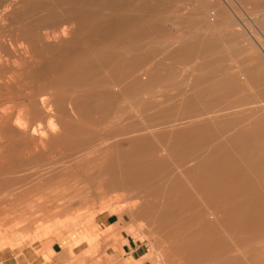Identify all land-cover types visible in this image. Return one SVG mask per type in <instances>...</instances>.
Segmentation results:
<instances>
[{
    "label": "rangeland",
    "instance_id": "1",
    "mask_svg": "<svg viewBox=\"0 0 264 264\" xmlns=\"http://www.w3.org/2000/svg\"><path fill=\"white\" fill-rule=\"evenodd\" d=\"M73 1L76 0H53V2L51 0H0V4L6 2V4L0 5V28L2 27V29H0V55L3 54L0 60L4 63H0V109H3V111L0 110V138H2L0 139V257L10 256L11 261L14 259L12 255L20 257V254L25 252L26 249H35L34 255L30 257V262L35 260L37 264H40L39 262L44 260V264H54L58 262L61 254L59 255L51 251L52 246L56 241H60L64 249L78 248V251H63L62 256L64 257L62 258L65 260L63 264H187L182 256L172 252L176 248V242L158 231L151 220L152 217L148 218V215H144L145 213L138 212V203H145L147 206L161 204L164 201L162 197L146 196L143 193L141 200L140 198H135V196L141 195L137 190H125L122 185L107 186V184L110 183V179L105 167L110 154L109 152L101 153L100 151L102 150H96L94 147L100 145L101 139L98 138H112L122 133L123 129L131 124H143L144 126L150 123L148 121L159 117V115L170 113L183 114L188 110L186 103L190 100L189 96L191 93L197 95V92L205 88L207 84L209 85L216 81V79L209 81V77L216 78L217 76L222 77V75L223 79H235L236 77L243 83L245 81V76L242 77L241 74L254 71L256 76H261L262 79L259 83L255 84L253 80L244 84V92L241 96H238L239 98H230V101L235 99L238 101V104H236L238 106L232 109L237 113L235 115L231 114L226 119L234 120L233 117L246 119L249 115L257 113L259 119L264 120V0H93L88 7H82V12L84 13H82V15H78L79 7H77V3L75 2L73 5ZM110 2H112L111 5L109 4ZM147 2H149V6L144 7ZM106 6L107 10H105ZM126 6L129 8H126ZM217 6L223 10L222 14L224 18L222 23H217L215 20L210 21V19L206 21L201 16V13L205 12V10L207 12L208 9L213 10L217 8ZM43 7H46V9L43 10ZM98 7H100V10ZM138 7L141 8V11ZM15 8L20 10V12L18 10L16 11L19 12L18 14L15 12ZM21 8H25V11ZM154 8L158 10H153ZM40 9L42 12L45 10L47 12L45 11L46 13H42ZM5 11L8 13L7 16H5ZM112 13L116 14L113 15ZM132 13H134L133 17L135 18H137L138 15L140 17V14H144L143 16H145V18L141 16V20L146 25L159 27V31H161L160 35L145 39L143 42L137 43L139 45L126 44V42L121 41L119 44H113L110 36L107 37L108 40L104 39L103 42L107 47H112V50L119 54V58L125 59V61H136L138 57L142 55L143 59L146 61L143 70L147 68L148 70L145 72L160 75V81L127 92L126 90H121V86V88H111L112 90H110L114 93L116 98L113 96V100H115H112L113 105L110 106L111 109L104 112V115H109L108 117L104 116L102 111L95 110L91 112L89 116H78L69 112L66 116H62V118L58 119L54 117L56 114L55 111L52 110L48 112V110L42 108L40 102L34 101L37 93L48 95L49 93H54V88H58V86L61 87L58 88V90L56 88L57 93L55 92L56 95L54 96L57 97L56 99H60L64 95L63 99L68 103L76 97L83 96V87H86L85 84L89 82L85 79L87 78V74L85 75L83 71L80 72L81 75L79 74V78H82L85 84H78V78L67 79V77L64 78L61 74L56 72V70L52 68L54 60L72 62L76 58L75 50H71L72 47L92 46V43H88V45L85 44L86 41L81 39V35L85 32H89L88 28H91L94 23L96 24V22H94L96 19L100 21L101 25L103 22V24L107 26H112L115 24L114 22H116V16L124 14L133 15ZM23 14L27 18L23 17ZM211 14H213V12ZM15 15L18 20L15 18ZM44 15H50L52 17L58 16L59 18L72 15H75V17L80 16L76 21L78 23L77 27L80 29L77 34L78 36L76 35V38H73L72 35H69V37L66 38V42L72 41L73 44L70 43V46L65 47V45H54L55 43L52 44L53 42H51L53 46L48 49L43 43H34V51H31L26 43L27 39H25L24 29L19 30V28L15 26V23H20L19 25L22 26L21 23L25 20L23 27L25 26L27 28L36 25V23H40V19L43 20ZM102 15L103 17H101ZM198 16L201 17L199 18ZM22 17L24 20L20 22ZM110 17L112 18L110 19ZM172 22L175 23L173 24ZM25 23L28 25H24ZM6 24L8 26H6ZM208 25L211 26L210 29ZM87 39L89 38L87 37ZM81 40L84 41L82 42ZM19 43L24 47H19ZM74 44L76 45L74 46ZM44 46L47 51L44 49ZM25 48L27 54L25 53ZM185 50H188L189 54L188 52L184 54V52H186ZM192 50L195 52H192ZM14 51H16V53H13ZM122 53L123 55L128 54V56H123ZM15 59L19 61L17 62L19 67L17 63L14 62ZM6 61L9 63L7 64ZM37 65L38 67L41 66L42 69H40L41 67L38 68ZM255 66L260 68L255 70ZM118 71V73H121L123 69L121 68ZM99 72L97 71L95 73L96 78H92L91 81L94 82L105 79L111 74V71L106 70V68ZM108 73L109 75L107 76ZM148 76L145 75V78L142 77L145 84L149 79ZM175 78L177 80H175ZM128 80H131V78H127L124 84L127 83ZM153 85H157V87ZM122 86L124 87V85ZM61 88L64 90H60ZM70 92L72 93L70 94ZM116 94L118 95L116 96ZM122 94H124V96ZM44 98L47 97L44 96ZM156 98L157 101L155 100ZM115 103H117V105ZM27 105L29 107H27ZM2 107L7 109L4 110L5 108ZM18 107L20 111H18ZM189 107L192 108L193 106ZM164 108L167 109L164 110ZM23 109L31 110L25 111ZM114 113L115 118L113 117ZM152 114L155 116L153 117ZM142 115L144 117H142ZM50 116L53 117L50 118ZM46 118H48L49 121H45ZM143 118L145 121L142 120ZM16 121L18 123H23L18 125ZM38 122H41L43 125ZM47 122L51 127L52 123H54L53 126L55 124L57 125L51 129ZM101 122L104 123L102 124ZM107 122L110 123L108 124ZM22 124L25 125L23 126ZM64 124L68 126L67 129L64 128ZM47 125H49L48 128ZM72 125L73 127H71ZM40 126L42 127L40 128ZM239 127L240 126L236 127V129ZM45 128L47 130L50 129L46 131ZM41 130L44 131L41 133ZM52 130H54V132H52ZM38 131H40L41 134ZM233 131L234 130L230 129L226 136H229V133L231 135ZM262 132L264 135V129H262ZM92 134H94V136ZM150 137H152L151 139L153 142L155 141L154 143H156L157 146H163V143L158 142L159 139L157 136H155V138L153 135ZM112 140L114 141L115 139L112 138ZM75 143H80L82 147L76 149L74 146ZM35 145L37 146L36 148L40 150L38 151L40 153L37 152ZM86 147H89V152L86 151L88 150ZM45 148L47 150H44ZM165 156L168 157L169 162L171 161L172 167L170 175L175 176V174H180V171L173 162V156ZM56 158L57 160H55ZM64 164L68 165H65V167ZM99 164L101 166H99ZM36 165L41 168L38 167L39 169H37ZM65 168L67 172L64 170ZM77 168L79 170H77ZM81 172H84L83 175ZM169 180L170 178H167V181ZM135 211H137V213ZM101 214H112L116 221L119 220V223L116 222L114 225L107 227L102 226L99 224V216H101ZM131 239L141 245L139 251L140 257L136 261L132 258H127V256L123 258V255L126 254L124 244L128 243ZM240 251H243L240 257H243L244 264H255L256 259L260 256H256L242 249ZM66 254H68L67 257L65 256ZM260 258L264 259V253L261 254Z\"/></svg>",
    "mask_w": 264,
    "mask_h": 264
},
{
    "label": "bare ground",
    "instance_id": "2",
    "mask_svg": "<svg viewBox=\"0 0 264 264\" xmlns=\"http://www.w3.org/2000/svg\"><path fill=\"white\" fill-rule=\"evenodd\" d=\"M51 1L53 2V0H51ZM92 1L93 0H76V1H73V5L75 2V3H77L76 4L77 7H79L78 15H80V14L82 15V13H83L82 7H84V6L88 7V5H90V3ZM106 3H107V1H106ZM2 4L3 3H1L0 5H2ZM4 4H6V2ZM39 4H41V3H39ZM109 4L111 5L112 2H110ZM146 6L147 7L149 6V2H147L144 5V7H146ZM8 7H11V6H8ZM46 7H43V10L46 9ZM60 8H63V7H60ZM126 8H129V7L126 6ZM138 8L141 11V8L140 7H138ZM21 9H23V8H21ZM41 9H42V7H41ZM41 9H40V11H41ZM98 9L100 10V7H98ZM101 9H102V7H101ZM155 9H157V8H154L153 10H155ZM17 10L20 12L19 9L15 8V12ZM23 10L25 11V8ZM105 10H107V6H106ZM130 10H132V9H130ZM159 10H160V8H159ZM140 11H139V13H140ZM222 11L223 10L219 6H217V8H215L213 10L208 9L207 12L205 10V12L201 13V16L206 21H208L210 19V21L215 20V22H217V23H222L223 18H224ZM19 12H16V13L18 14ZM44 12H42V13H44ZM149 12H150V10H149ZM212 12H213V14H211ZM53 13H55V12H53ZM72 13H74V12H72ZM5 14L4 15L7 16L8 13H6V11H5ZM24 14H26V13H24ZM112 14L115 15L116 13L115 14L112 13ZM132 14L133 15L124 14V15L116 16V20H115L116 22H114L115 24L112 26H107V25L103 24V22L101 25L99 20H97V19H96V21L93 20L94 22H96V24L94 23L91 28H88L89 32H85V33H83V35H81V39H84L86 41L85 44L88 45V43H92V46L72 47L71 50H75V54H76V58L72 62H64L62 60H60V61L54 60V64L52 65V68L55 69L56 72L61 74V76L64 78L65 77H67V79L68 78H78L77 79L78 84L84 83V80L82 78H79L80 72L83 71V72H85V75L87 74V78H85V79H86V81H89V82L87 84L84 83L86 87H83L84 88L83 96L76 97L75 99H72L67 103V101H65V99H63L64 95L60 99H56L57 97H54L57 93V91H56L57 87L56 88L52 87V88H54L56 93L55 92L49 93L48 94L49 97L46 94H38L37 93L34 101L40 102L42 104V108H44L45 110H48V112L49 111L51 112L52 110L55 111L56 114L54 117H56L58 119L62 118V116H66L67 113H69V112L72 113L73 115H78V116L87 115V116H89V114L91 112L97 110V111H102L103 115H104V112L109 111V109H111L110 106L113 105L112 100H113L114 93L111 92V90H112L111 88H113V87L117 88V87L121 86L122 87L121 90H123V91L126 90V92H127V91H132V90L137 89V88H143L145 86L152 85L156 81H160V79H161V77H159L160 75H158L156 73L150 74L149 72H145L148 70L147 68L143 70V66L146 65L145 64L146 61H145V59H143L142 55H140L136 61H131V60L125 61V59L123 60V59L119 58V54H117L115 51H113L111 46H110L111 48H109L103 42L104 39H107V37L110 36V38H112L113 44H115V43L119 44V42L121 41V42H126V44L130 43L131 45H136L137 43H139L141 41L143 42V40H145V39L160 35L161 31H159L160 30L159 27L153 26V25H151V26L146 25L141 20V18H140L141 16L145 18V16H143L144 14L143 15L140 14V17L138 15L137 18L133 17L134 13H132ZM16 15H15V18L17 19ZM29 15H31V14H29ZM33 15H34V13H33ZM38 15H40V14H38ZM154 15H155V13H154ZM20 16H22V15H20ZM151 16H153V15H151ZM201 16H198V17L200 18ZM23 17H26V16L24 15ZM23 17H22V20H20V22L24 20ZM78 17L80 18V16H78ZM78 17H75V15H72V16H68V17L66 16L64 18L63 17L59 18L58 16L52 17L50 15H46V16L44 15L43 16L44 19L43 20L40 19V23H38V24L36 23V25H32V26L27 27V28L25 26L23 27V23L25 22V20H24V22L21 23L22 26L19 25L20 24L19 21H18L19 24L15 23V26L17 28H19V30L24 29L25 39H27L26 43L28 44L27 46L31 51H34V49H33L34 43H40V44L43 43L44 45H46V47L48 49H50L51 46H53L52 44H54V43H55L54 45H60V46L65 45V47H67V46H70V43H72V41L66 42V38H68L69 35H72V37L74 38L78 34V32L80 31V29L77 27L78 23L76 22L78 20ZM101 17H103V15ZM206 17H207V19H206ZM111 18L112 17H110V19ZM16 19H15V21H16ZM101 21H103V20H101ZM195 24H196V22H195ZM24 25H28V24L25 23ZM6 26H8V25L6 24ZM160 27H161V25H160ZM86 28H87V26H86ZM208 28L210 29L211 26L208 25ZM0 29H2V27ZM185 31H187V30H185ZM20 33H21V31H20ZM11 34H13V33H11ZM2 35H4V34H2ZM24 35H23V38H24ZM87 37L89 39H87ZM84 40H81V41L83 42ZM107 40H105V41H107ZM51 42H53V43L51 44ZM151 44H153V43H151ZM75 45L76 44H74V46ZM137 45H139V44H137ZM18 46L21 47L23 45H20V43H19ZM11 47H14V46H11ZM46 47L44 49H46ZM28 48H27V50H28ZM135 49H137V48H135ZM15 50H16V48H15ZM7 51H9V50H7ZM46 51H47V49H46ZM185 51L186 52H184V54H186L187 52L189 54L188 50H185ZM193 51L194 50H192V52ZM13 53H16V51H14ZM25 53L27 54L26 48H25ZM210 53H211V51H210ZM213 53H214V51H213ZM40 54H41V52H40ZM63 54H64V52H63ZM122 55H123V53H122ZM126 55L128 56V54H126ZM126 55H123V56H126ZM129 55H130V52H129ZM1 56H3V54H1L0 57ZM50 57H51V55H50ZM121 58H122V56H121ZM0 59H2V58H0ZM16 59L14 62H16V63L19 62ZM7 61H9V60H7ZM20 61H22V60H20ZM26 62H27V60H26ZM0 63L4 64L2 61ZM8 63L9 62H7V64ZM49 63H50V60H49ZM26 64H28V63H26ZM19 65H21V64H19ZM17 66H18V63H17ZM2 67H3V65H2ZM37 67H38V65H37ZM39 67H41V66H39ZM27 68H28V66H27ZM44 68H45V66H44ZM105 68H106V70L111 71L110 76H108L109 75V73H108L107 74L108 77H106L105 79H101L99 81H94V82L91 81L92 78L94 79L95 73L97 71L99 72L100 70L105 69ZM121 68L123 69V71L121 73H118L119 72L118 70ZM257 68H258V66H255V70H257ZM32 69H34V68H32ZM40 69H42V67ZM28 70H29V68H28ZM261 71H263V70H261ZM34 72H35V70H34ZM162 72H163V70H162ZM148 74H149V76H148ZM55 75H57V74H55ZM145 75H147L149 78L146 84H145V81H143V79H142V77L145 78ZM9 76H11V75H9ZM45 76H46V74H45ZM241 76L242 77L245 76L244 77L245 81L243 80L244 81L243 83H241V81L236 77H235V79L234 78L223 79L222 78L223 75H222V77L217 76L216 78L209 77V79H208L209 81L212 79H216V81L209 84V85L207 84L205 88H203V86H202L203 89L198 91L197 95L195 93H191V95L189 96L190 100L186 103V107L188 110L185 111L183 114L170 113V114H165V115H159V117L153 118L151 121H148L150 123L145 124L144 125L145 127L143 126V124L142 125H139L137 123H136L137 125L131 124V125L125 127V129H123L122 133L117 134L114 137H112L113 139H115L114 141L112 140V138H108V137H107V139L101 138V137L98 138L99 137L98 136L97 138L101 139L102 142L99 140L100 145H98L97 147H94V149H96V150H102V151H100L101 153H104V152L108 153L109 152V154H110V156L108 157V160L106 161V167H105V170H106V172L109 176V179H110V181H109L110 183L107 184V186L122 185L124 187L123 189H125V190H127V189L137 190L141 194L139 196H135V198H138V199L142 198L143 193L146 196H152V197H158V198L162 197V199L164 201L161 200V201H163L161 204H154L152 206H147L145 203H140V204L138 203V205H139L138 212L139 213H145L144 215H148L147 216L148 218L152 217L151 220L155 224V227L158 229V231L160 233H162V235H165L167 238L176 242V248L172 252L174 254L182 256L187 264H244V259H242L243 257H240L241 256L240 254H242L241 252H243V251H240L241 249L244 251H249V253L255 254L256 256L257 255L261 256V254L264 253V135L262 132V129H264V120L259 119L257 113L249 115L246 119L245 118L242 119L241 117H239V118L233 117L234 120L226 119L231 114L235 115L237 113L235 110H232V109H234L238 106V105H236V104H238V101H236V99L230 101V98L231 97L236 98L238 96H241V94L244 92V87H245L244 84H246L247 82L254 80V82L256 84V83H259L262 78H261V76H256L254 74V71H250V72L241 74ZM54 77H56V76H54ZM62 77H60V78H62ZM58 78H59V76H58ZM127 78H131V80H128L127 83L124 84V81H126ZM11 79H13V78H11ZM175 80H177V79L175 78ZM64 83H66V82H64ZM122 85H124V87ZM55 86H56V84H55ZM73 86H75V85H73ZM155 86L157 87V85H155ZM60 87L61 86H58V88H60ZM5 88H7V87H5ZM39 88H41V87H39ZM58 88H57V90H58ZM65 88H67V87H65ZM60 90H64V89L61 88ZM71 93L72 92H70V94ZM68 94H69V92H68ZM175 94H177V93H175ZM117 95L118 94H116V96ZM122 95L124 96V94H122ZM44 96H46L47 98H44ZM166 96H167V94H166ZM114 98H116V97L114 96ZM121 100H120V102H121ZM155 100L157 101V98ZM111 102H112V104H111ZM160 102H162V101H160ZM117 103H115V104L117 105ZM3 104H5V103H3ZM12 104H14V103H12ZM25 104H27V103H25ZM189 106H193V107L190 108ZM19 107H18V109H19ZM27 107H29V106L27 105ZM2 108H5V107H2ZM22 108H25V107H22ZM6 109L7 108H5L4 110H6ZM166 109L164 108V110H166ZM23 110L29 111L31 109H29V110L23 109ZM1 111H3V109ZM15 111L18 112V111H20V109L18 111L17 110H15ZM149 111H151V110H149ZM156 113H155V115H156ZM125 114H126V112H125ZM146 114L148 115L147 112H146ZM153 114H152V116L154 117L155 115H153ZM239 114H237V115H239ZM27 115L29 116L28 113H27ZM45 115H46V113H45ZM114 115H115V113L113 114V117L115 118ZM104 116H106V115H104ZM108 116H106V117H108ZM120 116H121V114H120ZM120 116H118V117H120ZM52 117L53 116H50V118H52ZM142 117H144V116L142 115ZM236 117H238V116H236ZM38 118H41V117H38ZM48 118H46L45 121H49ZM85 118H86V116H85ZM139 118H141V117H139ZM127 119H128V117H127ZM15 120H13V121H15ZM120 120H118V121H120ZM142 120L145 121L144 118ZM18 121H19V116H18ZM32 121H34V120H32ZM102 121H104V120H102ZM16 123H18V122L16 121ZM21 123H23V122H21ZM21 123H18V125H20ZM38 123L42 124L41 122H38ZM123 123H124V121H123ZM144 123H147V122H144ZM53 124L54 123H52V127H55L57 125V124H55L53 126ZM13 125H15V124H13ZM49 125H47V128L49 127ZM121 125H123V124H121ZM36 126H37V124H36ZM238 126H240V127L238 129H236V127H238ZM41 127L42 126H40V128ZM50 127H51V125H50ZM52 127H51V129H52ZM71 127H73V125ZM64 128L67 129L68 126H66V124H64ZM29 129H32V128H29ZM36 129H39V128H36ZM56 129H57V127H56ZM85 129H87V128H85ZM85 129H84V131H85ZM230 129H232L234 131L231 133V135L229 133V136H226V134L230 131ZM20 130H22V129H20ZM48 130L46 129V131H48ZM42 131H44V130H41V133H42ZM17 132H19V131H17ZM38 132L40 133V131H38ZM52 132H54V130H52ZM92 135L94 136V134H92ZM152 135L154 136V138H155V136H157V138L159 139V141H158L159 143L160 142L163 143L162 147L157 146L156 143H154L155 141L153 142V140L151 139L152 137H150ZM0 139H2V138H0ZM91 140H93V139H91ZM93 142H95V141H93ZM53 143H55V142H53ZM74 146L76 149H79L82 147V145L80 143H77V144L75 143ZM74 146H72V147H74ZM36 147L37 146L35 145V148ZM91 149H93V148H91ZM36 150H37V152L40 151V150H38V148H36ZM44 150H47V149L45 148ZM86 151L89 152L90 149H88ZM98 152H96V153H98ZM38 153H40V152H38ZM165 155L173 156V158H174L173 162L177 166L176 168L180 171V174H175V176L170 175L172 165L170 163L171 161L169 162L168 157ZM83 157H84V155H83ZM96 157H97V155H96ZM50 159H52V158H50ZM34 160H35V157H34ZM55 160H57V158ZM64 160H65V158H64ZM86 162H88V161H86ZM86 162H85V164H86ZM37 165H39V164H37ZM37 165H36V167H37ZM65 165L67 166L68 164H64V166ZM0 166H1V164H0ZM99 166H101V165L99 164ZM33 167H34V165H33ZM38 167H37V169L41 168V167H39V168ZM94 167H95V165H94ZM84 169H82V170H84ZM64 170L66 171V168ZM77 170H79V169L77 168ZM86 170H87V168H86ZM53 171H54V169H53ZM65 171H62V172H65ZM44 172H46V171H44ZM59 172H60V170H59ZM55 173H56V171H55ZM83 173H82V175H83ZM51 174H54V173H51ZM60 174H61V172H60ZM98 178H99V176H98ZM167 178L168 179L170 178V180L167 181ZM77 179H78V177H77ZM50 181H52V180H50ZM135 210H137V209H135ZM135 212L137 213V211H135ZM260 256L257 259L255 258L256 259L255 264H264V259H261Z\"/></svg>",
    "mask_w": 264,
    "mask_h": 264
},
{
    "label": "crops",
    "instance_id": "3",
    "mask_svg": "<svg viewBox=\"0 0 264 264\" xmlns=\"http://www.w3.org/2000/svg\"><path fill=\"white\" fill-rule=\"evenodd\" d=\"M116 222L119 223V220H115L114 215L110 214H101V216H99V224L102 226H111L114 225ZM140 247L141 245L137 244L135 240L131 239L129 240L128 243L124 244V250H125V255H123V258H132L133 260H138L140 257ZM35 249H26L25 252H22V254H20V257L17 256H13L12 258H14L13 260L10 261L11 257H0V264H37L34 261L30 262V257L31 255H34L35 253ZM53 252L57 253V254H61L58 262L54 263V264H63V262L65 261L62 257L63 255V251H78L77 247H74L72 249H64V247L61 245L60 241H56L53 246H52V250ZM23 255V256H22ZM66 257L68 256V254L65 255ZM40 264H44L45 261L43 260L42 262H39Z\"/></svg>",
    "mask_w": 264,
    "mask_h": 264
}]
</instances>
